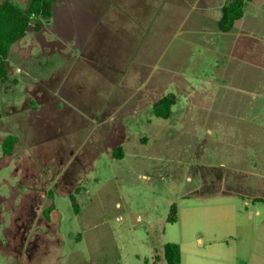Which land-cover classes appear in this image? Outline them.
<instances>
[{
  "label": "rangeland",
  "instance_id": "1",
  "mask_svg": "<svg viewBox=\"0 0 264 264\" xmlns=\"http://www.w3.org/2000/svg\"><path fill=\"white\" fill-rule=\"evenodd\" d=\"M226 1L57 0L12 46L0 264H166L168 244L181 264H264V0L259 42L214 74L195 29Z\"/></svg>",
  "mask_w": 264,
  "mask_h": 264
},
{
  "label": "trees",
  "instance_id": "2",
  "mask_svg": "<svg viewBox=\"0 0 264 264\" xmlns=\"http://www.w3.org/2000/svg\"><path fill=\"white\" fill-rule=\"evenodd\" d=\"M253 0H227L220 8V17L218 19V30L226 33L231 30L233 24L243 16L245 2ZM57 0H28L24 10L18 8L11 0H0V83L8 81V58L11 48L18 41L22 40L30 27L38 32L42 29L45 22L51 20L53 16V7ZM176 103L174 94H168L153 104L152 111L156 118L167 120L170 116V110ZM18 142V137L8 135L2 142V151L10 156ZM114 151V156L120 158ZM74 202V201H73ZM74 211H77L73 205ZM52 208L50 207L48 213ZM169 222L175 221V207L170 209ZM163 259L166 264H181V253L178 245L168 244L163 248Z\"/></svg>",
  "mask_w": 264,
  "mask_h": 264
},
{
  "label": "crops",
  "instance_id": "3",
  "mask_svg": "<svg viewBox=\"0 0 264 264\" xmlns=\"http://www.w3.org/2000/svg\"><path fill=\"white\" fill-rule=\"evenodd\" d=\"M248 5H249L248 7L246 5L243 9L242 18L236 21L233 24L231 30H229L226 33H222L218 30L217 23H218L219 18L213 15V12H211L210 9H206L207 13L205 14V16H203L204 17L203 19L206 22L204 24L202 23L201 27L195 29L199 33L198 34L199 39H201V36L205 38L204 45H201L204 48L202 55H205V58L206 57L210 58V63H208L205 68L206 69L210 68L211 73L215 74V71H218V74H219V70H220L219 67H221L222 70H225L227 63L230 62L232 58L243 55V49L245 48V45L243 49L240 48V44H242L240 41L242 40V38L250 37L252 38L253 41L255 40L257 42L258 40L259 42V33H257V30H255V26L253 25L252 27L250 23L254 22V19H256L255 14L259 8L260 2L258 0H253ZM218 12L220 13L219 9H218ZM214 17H216L215 26L208 25L209 19L214 18ZM237 43H238V46H237ZM194 46H197V43H195ZM8 61H9V58H8ZM199 69L200 68H198V66H195V70H194L195 77L198 76L199 71H200ZM211 81H212V84L214 82L219 83L220 79L214 80V81L211 80ZM185 84H187L186 81H185ZM170 86L178 90V87L176 85H173V83L170 84ZM177 102H179V98L176 96V103L175 105L172 106L170 110L171 116L174 113V109H175V106L177 105ZM177 111H178V108L177 110H175V112Z\"/></svg>",
  "mask_w": 264,
  "mask_h": 264
}]
</instances>
